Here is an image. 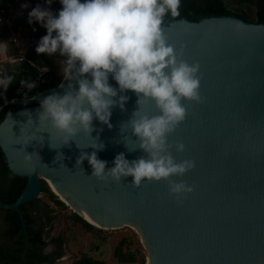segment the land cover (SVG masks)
I'll return each mask as SVG.
<instances>
[{"label": "water", "instance_id": "95a60500", "mask_svg": "<svg viewBox=\"0 0 264 264\" xmlns=\"http://www.w3.org/2000/svg\"><path fill=\"white\" fill-rule=\"evenodd\" d=\"M164 28L183 58L201 66L204 102L184 101L187 117L169 135L177 162L196 163L172 179L195 190L178 199L169 194L166 180H145L139 187L131 176L100 181L87 160L77 164L91 147L79 148L73 140L70 146L53 148L60 146V134L50 124H40V103H29L53 91L63 93L68 83L63 81V87L17 100L22 107L12 114L14 121L9 116L1 123L0 146L8 166L28 181L14 202L0 199V207L19 211L40 196L44 181L57 194L50 180L99 227H134L149 249L147 264L150 259L154 264H264V22L234 15L198 21L182 17ZM110 83L118 86L114 80ZM125 94L130 96L126 111L114 107L111 129L93 121L92 135L99 134L105 144L98 157L109 162L108 168L120 152L129 160L146 155L139 148L130 152L123 142L121 125L138 107L137 95L131 90ZM145 111L159 114L154 101L145 104ZM26 112L33 122L27 123ZM76 139L82 145L88 142L82 133ZM176 142L185 144L183 152L176 151Z\"/></svg>", "mask_w": 264, "mask_h": 264}, {"label": "clouds", "instance_id": "9594fccd", "mask_svg": "<svg viewBox=\"0 0 264 264\" xmlns=\"http://www.w3.org/2000/svg\"><path fill=\"white\" fill-rule=\"evenodd\" d=\"M53 2L45 0L49 7L37 4L28 13L29 24L39 23L47 29L36 52L62 57L60 87L64 86L63 81L68 82L63 93L53 91L40 101V124H50L61 136L60 146H51H70L75 140L79 148L91 147L93 151L82 152L77 164L87 160L92 176L100 181L120 182L131 176V183L139 187L145 180H166L170 195L182 199L192 193V185L172 177L184 176L196 163L192 159L177 162L169 142V135L187 117L184 101L204 102L200 63L185 60L183 51L169 43L164 28L166 17L180 16L182 0H59L62 8L58 13L50 7ZM21 7L30 5L24 3ZM8 51L9 42L0 41V53ZM22 61L23 56L13 55L6 63L20 65ZM33 67L41 73L49 70L46 65L33 63ZM14 79V75L0 68V97L5 103V93ZM20 83L28 92L37 88L31 78ZM129 90L137 95L138 107L121 125L123 142L130 152L139 148L146 155L129 160L120 152L112 161L114 166L108 168L109 162L98 157L105 144L99 134L92 135L93 121L111 129L113 109L119 106L126 111L130 96L125 93ZM152 101L159 109L158 115L145 111V104ZM25 114L29 116L27 123L33 122L30 113ZM9 116L12 119L9 113L5 122ZM81 133L88 138L83 145L76 139ZM175 149L183 152L185 144L176 142Z\"/></svg>", "mask_w": 264, "mask_h": 264}, {"label": "trees", "instance_id": "16d2710c", "mask_svg": "<svg viewBox=\"0 0 264 264\" xmlns=\"http://www.w3.org/2000/svg\"><path fill=\"white\" fill-rule=\"evenodd\" d=\"M26 1H28L33 8L39 3L46 4L45 0ZM53 4L61 5L60 2L55 0ZM180 12V16L174 19L189 17L198 21L209 16L234 15L249 22L260 23L264 22V0H182ZM28 24L29 23L27 19L24 22V27H26ZM5 30L7 32L4 36V39L5 41L9 42V51L7 55L9 57L13 55L17 56L19 53V48L10 39L9 31L7 29ZM36 47L37 46H31L28 49L26 52V59L23 60L20 65L8 64L6 63L7 60L0 63V68L5 69L7 74H12L15 76L14 81L10 84L7 92L5 93L8 102L5 103V99L0 97V125L9 113L13 114L22 107L16 103L17 100L32 99L41 92L47 89L56 88L61 84L63 78L60 73L59 60L63 58L59 56L50 57L46 54H38L36 52ZM33 63L37 64L38 66L46 65L49 70L45 73H41L38 67H33ZM28 78H31L37 82V88L33 89L31 92H28V90L22 87L20 83L22 79ZM25 93H27V95H25ZM27 181V177L12 172L8 166L5 153L0 146V199L5 202H14L23 192ZM41 194L47 197L56 206L64 210L69 209L70 207L65 202H63L56 193H54L46 181H44ZM41 201L42 199L37 197L36 199L21 205V208L32 207L34 209H39L37 206ZM46 217L48 223H50L52 222L54 216L48 214ZM70 217L73 219V222L84 225L90 232H105L103 228L91 224L77 212H72ZM42 231L43 229L41 228L38 232H34L33 229L30 230V241L33 245L30 251L32 258L39 256L40 245L42 246V244L47 243L46 241L42 240ZM48 238L52 241H59L60 244L65 243V237L63 234H58L52 237L48 235ZM136 244L139 245V250L138 248H133V246ZM143 249L144 246L143 242L141 241V236L137 232L133 231L130 235L123 236L119 239L114 249V256L117 264H147V254L143 251ZM95 250H100L99 243L96 244ZM0 256H2V254ZM9 256L4 255L3 257L8 259ZM76 264L108 263L103 259L96 258L95 256L83 255L81 258H79V260L76 261Z\"/></svg>", "mask_w": 264, "mask_h": 264}, {"label": "rangeland", "instance_id": "374dc122", "mask_svg": "<svg viewBox=\"0 0 264 264\" xmlns=\"http://www.w3.org/2000/svg\"><path fill=\"white\" fill-rule=\"evenodd\" d=\"M5 1L6 0H0V4L8 3L10 0ZM55 1L59 2V0ZM31 9L32 7L29 12ZM6 32L5 29L0 27V41H5L4 36ZM19 34L27 38L31 46H37L40 38L47 34V29L42 27L39 23L28 24ZM55 56H58V54ZM8 58L9 56L7 54L0 53V63L8 60ZM39 197L42 199L37 206L41 210L40 214L45 216V220L48 214L54 216L52 222L48 223L47 220L46 229L48 235L52 237L63 234L65 237V245L63 247L64 257L56 261L57 264H76V261L83 255L95 256L96 258L105 260L108 264H117L114 256V249L119 239L123 236L130 235L133 231L137 232V230L131 226H124L116 229L103 228L105 230L103 233L90 232L84 225L73 222L70 214L76 211L72 208L69 207V209L64 210L56 206L44 195L40 194ZM97 243H99V251L95 250ZM143 246V251L147 254L148 262L150 252L144 243ZM53 248L54 247L50 244L46 251L50 253ZM133 248H138L139 250V245L136 244Z\"/></svg>", "mask_w": 264, "mask_h": 264}, {"label": "flooded vegetation", "instance_id": "af4514ba", "mask_svg": "<svg viewBox=\"0 0 264 264\" xmlns=\"http://www.w3.org/2000/svg\"><path fill=\"white\" fill-rule=\"evenodd\" d=\"M172 17H167L165 23L171 21ZM48 94L33 100L30 105L38 104ZM7 160V159H6ZM44 186V184H43ZM30 202V201H29ZM28 203V202H27ZM26 204V203H25ZM24 205V204H23ZM38 208L26 207L20 210L0 208V264H57L56 261L63 259V247L65 243L60 244L59 241H52L48 238L46 229L47 218L40 214ZM30 228V229H29ZM42 231V240L47 243L40 245V255L31 257L30 230L34 232ZM52 245L53 250L48 253L46 250L48 245ZM4 255H10L8 259ZM82 257V256H81ZM80 257V258H81Z\"/></svg>", "mask_w": 264, "mask_h": 264}, {"label": "built area", "instance_id": "2783aa9c", "mask_svg": "<svg viewBox=\"0 0 264 264\" xmlns=\"http://www.w3.org/2000/svg\"><path fill=\"white\" fill-rule=\"evenodd\" d=\"M24 3L29 2L26 0H12L0 5V27L9 31L10 39L19 48L17 56H23V60L26 59V52L31 47V44L27 38L20 36L19 32L24 29V22L28 19L29 10L32 7L29 3L30 7L22 8L21 5ZM41 5L49 7L47 4ZM50 7L54 13H58L62 5L52 4Z\"/></svg>", "mask_w": 264, "mask_h": 264}, {"label": "bare ground", "instance_id": "6f19581e", "mask_svg": "<svg viewBox=\"0 0 264 264\" xmlns=\"http://www.w3.org/2000/svg\"><path fill=\"white\" fill-rule=\"evenodd\" d=\"M49 182H50L52 188L57 192V194H58L63 200H65V201L69 204L70 208H72V209L75 210L76 212H78V211L80 212V210H79L76 206L72 205V203L69 202V200H68L66 197L63 196V194L58 190V188L56 187V185L54 184V182H52V181H50V180H49ZM80 214H81L83 217H85L86 219H88L89 221H91V222H92L93 224H95L96 226H98V227L100 226L95 220H93V219L88 215V213H86V212H80ZM101 228H102V227H101ZM105 229H107V228H105ZM141 231H142V230H141ZM149 264H154L152 259L149 260Z\"/></svg>", "mask_w": 264, "mask_h": 264}, {"label": "snow or ice", "instance_id": "6c2138e0", "mask_svg": "<svg viewBox=\"0 0 264 264\" xmlns=\"http://www.w3.org/2000/svg\"><path fill=\"white\" fill-rule=\"evenodd\" d=\"M183 55H184V53H183Z\"/></svg>", "mask_w": 264, "mask_h": 264}]
</instances>
